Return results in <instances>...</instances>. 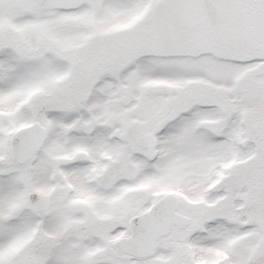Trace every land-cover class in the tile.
<instances>
[{
  "label": "snow or ice",
  "instance_id": "snow-or-ice-1",
  "mask_svg": "<svg viewBox=\"0 0 264 264\" xmlns=\"http://www.w3.org/2000/svg\"><path fill=\"white\" fill-rule=\"evenodd\" d=\"M0 264H264V0H0Z\"/></svg>",
  "mask_w": 264,
  "mask_h": 264
}]
</instances>
